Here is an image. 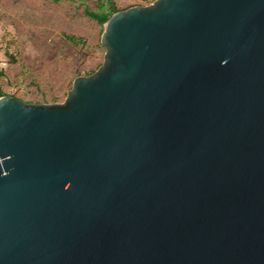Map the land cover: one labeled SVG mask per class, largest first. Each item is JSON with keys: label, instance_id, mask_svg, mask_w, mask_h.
<instances>
[{"label": "water", "instance_id": "water-1", "mask_svg": "<svg viewBox=\"0 0 264 264\" xmlns=\"http://www.w3.org/2000/svg\"><path fill=\"white\" fill-rule=\"evenodd\" d=\"M59 103L0 96V264H264V0L102 25Z\"/></svg>", "mask_w": 264, "mask_h": 264}, {"label": "rangeland", "instance_id": "rangeland-1", "mask_svg": "<svg viewBox=\"0 0 264 264\" xmlns=\"http://www.w3.org/2000/svg\"><path fill=\"white\" fill-rule=\"evenodd\" d=\"M116 8L140 0H111ZM98 0H0V84L31 103L62 102L75 77L102 63V26L85 15ZM72 35L78 42L66 39Z\"/></svg>", "mask_w": 264, "mask_h": 264}, {"label": "trees", "instance_id": "trees-1", "mask_svg": "<svg viewBox=\"0 0 264 264\" xmlns=\"http://www.w3.org/2000/svg\"><path fill=\"white\" fill-rule=\"evenodd\" d=\"M153 1V0H148ZM142 4V3H140ZM119 8H116L114 3L111 0H98L97 2V8L96 10H91L89 8L84 9V13L89 18L96 21L99 25H103L104 22L115 12L119 11ZM67 40H70L72 42H78L80 39L72 36L67 35ZM7 93L2 89L0 84V96L6 95ZM10 95V94H8ZM16 97V96H15Z\"/></svg>", "mask_w": 264, "mask_h": 264}, {"label": "built area", "instance_id": "built-area-1", "mask_svg": "<svg viewBox=\"0 0 264 264\" xmlns=\"http://www.w3.org/2000/svg\"><path fill=\"white\" fill-rule=\"evenodd\" d=\"M150 2H152V1H148V0H140V3H142V4H148V3H150Z\"/></svg>", "mask_w": 264, "mask_h": 264}]
</instances>
